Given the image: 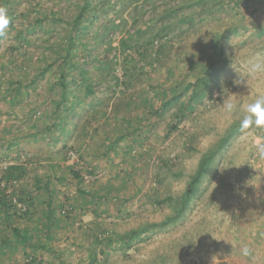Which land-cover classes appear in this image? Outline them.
Listing matches in <instances>:
<instances>
[{"label":"rangeland","instance_id":"obj_1","mask_svg":"<svg viewBox=\"0 0 264 264\" xmlns=\"http://www.w3.org/2000/svg\"><path fill=\"white\" fill-rule=\"evenodd\" d=\"M180 1L184 0H168V3ZM79 2L15 0L18 15L4 30L5 40H0V173L7 164L31 160L32 170L19 185L35 190V184L40 182L36 178L43 183L50 181L55 201L61 206L46 248L35 247L37 243L46 244L38 237L42 216L47 212L40 198L44 189L39 191L38 200L35 199L37 206L33 207L29 219L13 217V225L18 224L21 230L34 236L36 243L29 252L37 258L35 264H90L92 233L98 228H105L104 235L115 239L110 247H97L98 251L108 252L106 256L99 255L101 260L106 258L107 264H264V126L255 124L219 159L193 210L176 228L153 234L126 251L116 241L118 234L140 226L147 219L152 221L163 216L168 209L153 203L148 196L180 194L202 153L233 122L244 119L250 104L264 97V71H253L256 63H264V33L254 35L256 27L264 24V0L226 3V22L199 26L206 30L204 40L209 42H195V37L194 43L182 46L175 38L170 47L173 59L166 58L161 67L157 63L155 68L147 66L149 75L143 77V97L136 98V106L135 102H130V106L126 102L128 107L123 111L113 114L109 107L105 114L101 113L103 104L98 99L91 101L88 84H83L77 76L75 85H82L83 105L76 101L77 92L73 98L68 97L71 102L63 105L61 116L65 112L70 114L75 103L80 107L74 110L76 116L70 114L69 122L63 124L55 120L58 113L54 111V100H50L54 96L61 100L60 72L54 64L55 53L43 41L46 37V40H57L58 51L64 48L66 35L60 32L67 24L63 19ZM230 6H237L239 12L231 11ZM42 12L60 15L63 21L55 27L48 25L43 33L33 27L28 29V24L41 18ZM242 16L248 30L240 29L226 38L233 63L228 65L230 72L216 80L217 95L195 107L190 117L167 138V126L175 107L157 114L160 101L155 94L160 88L168 92L172 89L170 92L177 94L182 89L177 91V85L184 78L195 80V72L187 73L191 64L200 60L198 49L218 38V27L237 22ZM122 35L112 34L113 45L119 44ZM22 60L32 62L26 69L21 66L12 72V62ZM86 66L92 68L93 64ZM121 73L119 66L118 74ZM21 76L23 87L20 93L14 94L16 100L10 82ZM31 80L34 86L28 85ZM97 88V96L103 97L102 86L99 84ZM123 89L121 86L116 96ZM5 96H10L11 102ZM223 102H232L236 108L229 113ZM34 111L37 113L31 115ZM53 121L52 138L61 137L57 142L45 135V129ZM55 161L61 168L53 167ZM72 171H78L82 180ZM70 207L75 211L67 218L64 210ZM6 225L0 226V264H29L22 243L2 244L8 233L11 238L16 235ZM180 242L183 245L178 247ZM243 246L250 249L249 257L241 255Z\"/></svg>","mask_w":264,"mask_h":264},{"label":"trees","instance_id":"obj_2","mask_svg":"<svg viewBox=\"0 0 264 264\" xmlns=\"http://www.w3.org/2000/svg\"><path fill=\"white\" fill-rule=\"evenodd\" d=\"M232 1H236V4L240 2V0H184L177 4H171L168 3V0H81V3L79 2L74 6L75 8L72 9L71 13L63 19L67 24V27L61 28L60 32L66 35L64 48L58 51L57 40H46V37L43 41L45 44L48 42L49 49L55 53L54 64H57L56 71L60 72L58 82L61 100H58V96L50 99L54 100V111L58 113L55 120L63 124L68 123L70 114L76 116L74 110L83 105V100L80 99L82 85L76 86L77 76H80V81L83 84L85 82L88 84L87 90L91 93V101L98 99L100 100L99 103L103 104L99 110L101 113L105 114L109 107H111L113 114L123 111L124 108L128 107L126 102L130 106V102H135L136 98L143 97V77L149 75L146 71L147 66L153 68L157 63L161 67L166 58L173 59L171 58L172 50L170 47L175 38L180 40L182 46L188 45L189 42L194 43L195 39L193 38L195 37V42L201 41L199 43L202 44L206 31L202 27L221 20L226 22L224 14L226 9L224 7L226 3ZM0 8L6 10L10 24L15 22L18 15L15 0H0ZM229 9L239 12L236 10L239 9L237 6H230ZM52 14L51 12H42L41 18H35L33 24H28V29L33 27L38 29V33H43L44 28L48 25L53 24L55 27L56 24L63 21L60 15L53 16ZM211 17L213 18L211 19ZM10 26L12 27V25ZM199 26L202 27L199 28ZM243 28L245 31L248 30V24L243 16L237 22L218 27L217 29H220L218 38L211 45L205 46L206 48L198 49L201 51L200 60L189 67L187 74L195 72V80L184 78L181 85H177V91L182 88L177 94L170 92L172 89H169L168 92L163 88H160L159 92L155 94L156 99L160 101L159 108L157 107L156 110L157 114L160 115L159 111H170L175 107L167 126V138L178 129L181 122L190 117L195 107L202 104L205 99L215 98L218 83L216 80L229 73L230 67L228 65L231 64L232 66L233 63V59L228 55L226 38L228 35L237 34ZM115 33L123 34L117 46L113 45L112 34ZM198 33L200 34L199 40H197ZM262 33H264V24H259L254 35H261ZM5 38V33L0 35V40H5ZM204 41L209 42V40ZM1 44L2 41H0ZM121 55L122 59L120 60ZM179 55L180 59H183L182 54ZM187 58L188 56L185 60ZM31 62L32 60L12 62V72L21 66L26 69ZM89 64H93L92 68H87L86 65ZM50 65L53 66V62ZM119 66L122 67L121 75L118 74ZM199 71L202 73L200 74ZM22 79L21 76L10 82V90L13 95L21 92ZM34 83L31 80L28 85L34 86ZM99 84L103 88L101 89L103 97L97 96ZM121 86L124 89L121 90L119 96H116ZM75 92L78 93L76 101H80L81 105L75 103L76 107L70 114L65 112L61 116L60 111L63 105L70 101L68 97L71 99L75 96ZM5 97L7 101L11 102L10 96ZM14 98L17 100V96L14 95ZM34 113L37 112L34 111L31 115ZM54 124L55 121L47 126L45 135L47 133L48 138L57 142L61 140V137H56L55 140L52 138V131L55 129ZM253 125L242 128L240 120L233 122L199 157L195 170L189 175L185 188L180 194H168L164 197L147 195L150 197L149 200L163 206L168 211L156 220L147 219L140 226L123 234H118L116 241L120 242L119 248L125 251L130 250L138 242L150 239L153 234L166 232L183 222L189 212L193 210L196 200L201 197L202 189L205 188L204 183L215 166L219 164V159L233 145L235 140L245 131L251 129ZM30 161L7 164L0 173V211L2 212L0 226L7 224L6 227H10L14 235L16 234L15 238H11V233H8L6 238H3L2 244L6 246L12 244L13 241L22 243L23 254L30 259L29 264H35L37 258L29 252L36 243L33 242L34 236L29 231L21 230L18 224L13 225L15 223L13 217L29 219L33 214V207L37 206L35 199L38 200L39 191L44 189V195L42 194L40 198L41 202L46 205L47 212L42 216V230L40 234L38 232V237L40 241L43 240L46 244L37 243L35 247H45L47 242L52 239L53 228L58 221L57 213L58 210L61 212V206L55 201L54 190L49 186L50 181L47 180L48 182L43 183L42 179L36 178L35 180L37 182L40 180V182L35 184V190L19 185L32 170L33 164ZM161 161L166 163L165 159H161ZM55 162L53 167L61 168V164ZM72 172L80 178V181L82 180L78 171ZM98 197L102 199L101 196ZM74 211L75 208L73 207H70L68 211L64 210L65 217L69 218ZM105 231V228L93 230L94 239L91 243L93 255L90 257V264H107L106 258L101 260L99 255L106 256L108 252L103 249L98 251L97 247L102 245L110 247L115 239L112 236H105ZM183 236L187 235L183 234ZM182 245V242L177 243L178 247ZM165 251L167 252V250ZM38 262H42V260H38Z\"/></svg>","mask_w":264,"mask_h":264},{"label":"clouds","instance_id":"obj_3","mask_svg":"<svg viewBox=\"0 0 264 264\" xmlns=\"http://www.w3.org/2000/svg\"><path fill=\"white\" fill-rule=\"evenodd\" d=\"M9 17L4 8H0V35H3L4 30L9 24ZM254 72L264 71V63H256L253 66ZM227 112L232 113L236 105L232 102H223ZM247 115L241 121V127L247 128L253 124L256 126H264V97L258 98L254 103L250 104L246 109ZM241 255L244 257L250 256V249L247 246L241 248Z\"/></svg>","mask_w":264,"mask_h":264}]
</instances>
